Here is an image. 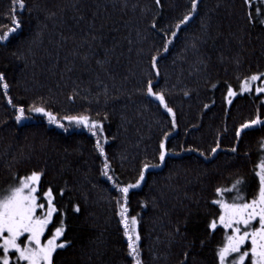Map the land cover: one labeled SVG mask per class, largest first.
<instances>
[{"label":"trees","instance_id":"obj_1","mask_svg":"<svg viewBox=\"0 0 264 264\" xmlns=\"http://www.w3.org/2000/svg\"><path fill=\"white\" fill-rule=\"evenodd\" d=\"M24 2L20 30L0 42L8 85H0V189L41 174L37 196L51 189L57 208L44 240L63 221L67 242L52 264H135L117 186L141 172L127 198L141 264H219L229 230L219 224L217 190L239 180L240 192H224L225 200L250 201L264 162V124L241 130L264 121V91H256L264 85V0ZM11 9L0 0V31L11 27ZM252 76L259 79L243 90ZM37 107L63 127L30 111ZM81 115L102 125L104 155L88 128L63 121ZM164 142V162L151 168Z\"/></svg>","mask_w":264,"mask_h":264},{"label":"snow or ice","instance_id":"obj_2","mask_svg":"<svg viewBox=\"0 0 264 264\" xmlns=\"http://www.w3.org/2000/svg\"><path fill=\"white\" fill-rule=\"evenodd\" d=\"M12 16L11 27L0 31V42L9 41V36L20 30L21 22L17 19L16 13L22 12L25 9L24 0H11ZM250 2V0H249ZM159 3V0H157ZM193 3V10H195ZM188 17H185L186 22ZM179 27V25L177 26ZM174 35V34H173ZM155 66V64H154ZM259 77L252 76L249 81H245L243 90H248L252 81L258 80ZM0 85L6 91L8 85L4 82L3 74H0ZM257 92L264 91V85L256 89ZM148 94L155 95V98L164 105L166 110L172 113L165 102L162 94H154L152 85H148ZM234 93L229 89L228 95L234 96ZM11 103V101H9ZM230 102V101H229ZM24 109H18L17 121L24 118ZM30 111L43 113L49 118L51 123H56L58 127H63V124L57 122L52 113L45 111L43 108H34ZM174 117V114H173ZM70 123L82 125L88 128L93 136H97L96 147L104 155V148L100 137L103 136V127L96 121L90 120L87 115L69 116L66 118ZM173 119V124H174ZM258 124H264L259 117L242 125L241 130L250 128ZM239 132L237 136H239ZM160 161L165 159V144H160ZM235 151V149H233ZM215 152V149L213 150ZM148 165H145L147 169ZM109 164L107 158L104 162L103 174L112 180V176L108 175ZM258 195L254 196L250 201L243 195L237 194L235 197L224 198V192L236 191L240 192L239 185L242 181H237L231 189H218V199L214 203L218 204L221 215H219V224L225 230H230L226 233V241L222 242V246L218 249L219 264H264V162L260 163L259 171ZM41 174L33 172L26 178L20 179L15 185L10 186L7 190L0 189V264H52L53 254L57 249H62L67 246V242L61 237L64 234L65 228L63 221L58 227H55L51 236L44 240L48 225L52 222L57 208L53 204V193L48 189L39 197L37 192L39 189V181ZM144 175L141 172L139 181L135 184L119 187L117 190L122 194L119 204L120 222L124 228V235L127 239L128 255L132 257L135 264H141L140 249H139V234L137 231L138 221L136 217L129 218L127 198L131 188L140 186V181H143ZM46 201V204L39 201ZM38 210L41 214H37ZM76 211H79L77 208ZM217 222L213 221L211 228L215 230ZM23 238V239H22ZM250 245L245 248L244 245Z\"/></svg>","mask_w":264,"mask_h":264},{"label":"rangeland","instance_id":"obj_3","mask_svg":"<svg viewBox=\"0 0 264 264\" xmlns=\"http://www.w3.org/2000/svg\"><path fill=\"white\" fill-rule=\"evenodd\" d=\"M162 106L164 107V105H162ZM164 109H166V108L164 107ZM41 115H43V113H41ZM63 121H64V122H68L67 119H63ZM73 124H75V123H73ZM75 125H77V124H75ZM77 126L79 127V126H82V125H77ZM164 144H165V142H164ZM167 152H168V151L165 149V157H166V155H167ZM159 161H160V159H159ZM163 162H164V161H163ZM163 162L160 161L158 164L153 165V166H150V167H151V168H157V166H158V165H161ZM143 175H144V174H143ZM138 181H139V179H138L137 181H135V183L138 182ZM140 182H141V181H140ZM135 183H133V184H135ZM126 186H127V185H126ZM136 188H137V187H136ZM136 188H131L130 190H133V189H136ZM37 214H38V215L41 214L39 210H38ZM229 231H230V230H229ZM22 239H23V238H22ZM244 247H245V248H249L250 245L245 244Z\"/></svg>","mask_w":264,"mask_h":264}]
</instances>
